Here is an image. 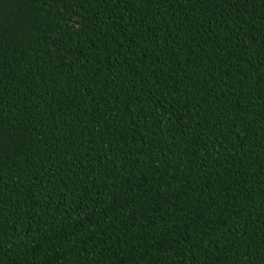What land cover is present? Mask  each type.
Returning a JSON list of instances; mask_svg holds the SVG:
<instances>
[{
    "label": "trees",
    "instance_id": "trees-1",
    "mask_svg": "<svg viewBox=\"0 0 264 264\" xmlns=\"http://www.w3.org/2000/svg\"><path fill=\"white\" fill-rule=\"evenodd\" d=\"M0 264H264V0H0Z\"/></svg>",
    "mask_w": 264,
    "mask_h": 264
}]
</instances>
